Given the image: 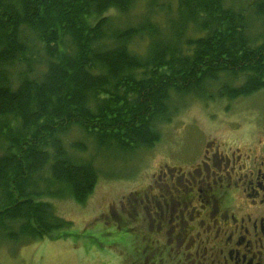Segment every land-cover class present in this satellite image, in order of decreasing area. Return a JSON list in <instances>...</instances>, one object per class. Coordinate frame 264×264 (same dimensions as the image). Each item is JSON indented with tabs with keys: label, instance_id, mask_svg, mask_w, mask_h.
I'll list each match as a JSON object with an SVG mask.
<instances>
[{
	"label": "trees",
	"instance_id": "1",
	"mask_svg": "<svg viewBox=\"0 0 264 264\" xmlns=\"http://www.w3.org/2000/svg\"><path fill=\"white\" fill-rule=\"evenodd\" d=\"M212 86L264 90V0H0V238L41 240L68 225L50 199L92 192L71 132L151 148L174 102Z\"/></svg>",
	"mask_w": 264,
	"mask_h": 264
},
{
	"label": "flooded vegetation",
	"instance_id": "2",
	"mask_svg": "<svg viewBox=\"0 0 264 264\" xmlns=\"http://www.w3.org/2000/svg\"><path fill=\"white\" fill-rule=\"evenodd\" d=\"M252 130L236 143L204 140L180 162L163 161L118 213L108 209L123 229L116 248L131 241L132 264H264V121Z\"/></svg>",
	"mask_w": 264,
	"mask_h": 264
},
{
	"label": "rangeland",
	"instance_id": "3",
	"mask_svg": "<svg viewBox=\"0 0 264 264\" xmlns=\"http://www.w3.org/2000/svg\"><path fill=\"white\" fill-rule=\"evenodd\" d=\"M139 11L132 10L130 16ZM213 87L203 99L176 100L169 122L160 125L161 137L151 148L97 152L81 134L71 132L68 142L83 141L86 147L77 159L90 160L97 171L94 189L81 203L71 197L50 199L55 214L68 225L43 239L12 243L0 238V264H132L137 252L131 241L116 248L117 233L123 229H117L108 209L118 213L119 202L150 184V174L163 161L180 162L203 148L204 140L220 146L236 143L250 135L254 122L264 121V90L228 99ZM133 234L123 236L130 240Z\"/></svg>",
	"mask_w": 264,
	"mask_h": 264
}]
</instances>
